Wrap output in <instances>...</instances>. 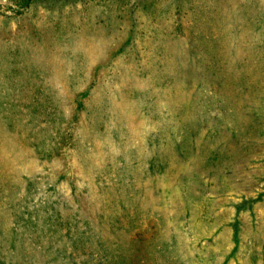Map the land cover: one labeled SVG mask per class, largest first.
I'll return each mask as SVG.
<instances>
[{
  "label": "rangeland",
  "instance_id": "rangeland-1",
  "mask_svg": "<svg viewBox=\"0 0 264 264\" xmlns=\"http://www.w3.org/2000/svg\"><path fill=\"white\" fill-rule=\"evenodd\" d=\"M36 7L0 0V185L20 183L0 216L16 245L41 220V249L66 252L47 264H264V0ZM38 85L41 114L10 113ZM65 134L56 157L33 153Z\"/></svg>",
  "mask_w": 264,
  "mask_h": 264
},
{
  "label": "trees",
  "instance_id": "trees-1",
  "mask_svg": "<svg viewBox=\"0 0 264 264\" xmlns=\"http://www.w3.org/2000/svg\"><path fill=\"white\" fill-rule=\"evenodd\" d=\"M19 2V8L22 11L37 8V4L48 1V0H17ZM22 89L24 88L21 86ZM28 91L33 95V98H30L31 100L29 102H23L19 101L18 99L12 100L9 104V111L10 108L12 111L10 113H13V115L16 113V107H18V110H22L27 108L29 112L34 116L37 117L38 114H41V108L45 105H41V85L34 86L32 88L27 87ZM14 93L17 91H20V87H14L13 88ZM29 93V94H30ZM31 96V95H30ZM16 98V97H15ZM105 99V96L103 97ZM51 107L52 102H45ZM56 108V106H55ZM15 112V113H14ZM32 116V117H33ZM63 139L60 141L62 144L59 146H56L54 148L46 149L41 148V140H33L31 142L32 151L35 154L36 157L40 158L42 155H48L51 158L56 157L55 154H61V147H63L64 144H68V135L62 136ZM14 176L17 174L15 172ZM18 176V175H17ZM15 176V177H17ZM31 187H37V185L41 182L37 179H32L28 176H24ZM15 188L10 189L7 188L4 185H0V199L3 201L9 200L7 197V190L10 192V194L15 195L17 194L20 183L15 181L14 183ZM39 191V190H37ZM32 201V199H30ZM1 218V216H0ZM2 219V218H1ZM36 220V217L35 219ZM58 223L60 224V227L62 229L66 226L65 220H59ZM2 225H0V264H47V260L45 259L47 255L50 253L57 255L59 258L61 256L63 257V254H66L60 247L56 246H50L46 247L45 249H41V220L37 221L35 224V227L32 229V236H26L25 240H30V243L23 244V245H16V242L18 240V237H21L19 235V232L16 231L17 227L14 225L11 228H9L6 224L5 218L2 219L1 222ZM16 228V229H14ZM35 239V240H34ZM33 242H36V244H32ZM47 253V254H46ZM70 258V257H69Z\"/></svg>",
  "mask_w": 264,
  "mask_h": 264
}]
</instances>
